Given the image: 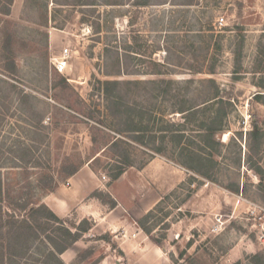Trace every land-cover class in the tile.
<instances>
[{"label": "rangeland", "instance_id": "obj_1", "mask_svg": "<svg viewBox=\"0 0 264 264\" xmlns=\"http://www.w3.org/2000/svg\"><path fill=\"white\" fill-rule=\"evenodd\" d=\"M66 47L69 62L60 72L54 58ZM209 78L226 110L213 148L205 135L218 103L204 106L215 91ZM107 80L122 82L113 90L121 107L107 98ZM262 86L264 0H0L4 210L14 211L8 201L39 205L48 191L67 188L73 167L98 184L90 196L102 192L110 207L113 192L150 187L146 173L155 170L144 168L158 157L163 166L156 171L173 180L137 221L167 262L150 246L126 255L114 234L96 229L83 233L63 262L99 264L111 254L107 264H264V181L255 169L264 171ZM195 104L197 113L179 112ZM130 126L137 135L125 131ZM178 129L181 142L172 133ZM183 151L203 157L195 165L210 170L211 180L179 163ZM121 169L129 175L115 185ZM65 219L73 231L94 223L74 212ZM35 229L15 264H54L51 238L69 240L55 223Z\"/></svg>", "mask_w": 264, "mask_h": 264}, {"label": "crops", "instance_id": "obj_2", "mask_svg": "<svg viewBox=\"0 0 264 264\" xmlns=\"http://www.w3.org/2000/svg\"><path fill=\"white\" fill-rule=\"evenodd\" d=\"M163 159V158H162ZM166 160V159H165ZM168 161V162H167ZM165 166L167 170H171L174 166L170 163L172 161L167 160ZM174 164V163H173ZM162 167L163 162L161 158L153 157L149 164L144 168L147 172L154 168V172L146 173L147 179H150V187L148 186L145 191L139 194L137 186H132L129 193L123 191H115L112 195L117 202L115 207H109L106 203L96 197H91L90 192L97 188L98 184H94V180L89 177L86 172H83V168L77 170L74 174L67 177V188L58 187L55 190H50L43 195L42 203H45L50 209H52L59 216L65 218L72 212L76 213L80 219H90L94 223L88 232L83 235H92V231H110L116 237L119 246L126 255L134 253V249L139 252L147 251L146 248L151 247V253L154 254L157 260L167 262V257L164 253L161 254L153 245H148L146 242V236L142 234V230L138 225V218L142 217L149 211H151L162 199L163 189L166 185L172 183L171 178H163L161 170L156 171L157 167ZM143 169H139V173H143ZM86 173V174H85ZM129 175L128 170L116 180L115 185L123 183L125 178ZM133 175V174H132ZM135 176L137 174L135 173ZM145 177V176H144ZM138 178L143 179V176L138 174ZM131 181V180H130ZM128 185V184H127ZM135 187V190H133ZM167 188V187H166ZM83 238V237H82ZM81 241V238L74 242L72 246L66 249L61 257L65 260V255L68 251L76 246ZM147 244V245H146ZM147 246V247H146ZM133 249V250H132ZM144 255L139 254L138 258ZM75 257L72 253L70 259ZM111 254H107L99 264H107L112 259ZM160 262V261H159Z\"/></svg>", "mask_w": 264, "mask_h": 264}, {"label": "trees", "instance_id": "obj_3", "mask_svg": "<svg viewBox=\"0 0 264 264\" xmlns=\"http://www.w3.org/2000/svg\"><path fill=\"white\" fill-rule=\"evenodd\" d=\"M214 68H212L211 73H214ZM161 73V72H160ZM210 83H213L215 85V91L210 95V98H207L203 103L204 106L208 105L214 101H217L218 107L215 109V114L210 118V122L207 124L206 129V140L209 141V146L212 148L215 147L220 143V141L217 140L216 135L221 131L222 125L220 124L222 122V119L224 115H226V110L224 107L225 99L222 94H220V88L216 84V80L213 78H209L208 80ZM122 82L120 80H107L104 82V91L106 92V96L110 101L114 103L115 106H122L119 102L120 99L116 94H113V90H116L119 86H121ZM264 87V86H262ZM259 95H262L261 93L256 94L254 97H259ZM200 104L191 105L188 108L184 109L181 108L179 112L182 113H190L195 114L200 110L199 107ZM129 121L134 122L135 119L132 115V113L129 114ZM206 125V123H205ZM221 127V128H220ZM128 130L125 131H131L133 135H137L140 130L138 127H127ZM123 131V130H122ZM119 132V131H118ZM173 133V137L176 140H179L180 142L185 139V133L182 130H176ZM260 130L255 126L252 130L251 135L252 136H259ZM138 136H133V140L135 141ZM114 141L113 143H115ZM181 150L185 151V148H180ZM184 151L182 152L184 160L180 161L179 163L189 169L194 171L195 173L200 174L201 176H204L211 180L212 173L210 170L203 172L197 166L195 165V162L198 161L200 164L204 161L203 157H196L194 154H184ZM216 164V158L214 156V152L210 153V165L213 166ZM257 173L260 175L261 183L264 181V171L261 167L256 166L255 167ZM78 170L77 167L69 168L67 170L68 175L74 174ZM125 169H121L119 172H117L113 176V180H117L123 173ZM4 183L3 178L0 175V264H15L17 262V259H20L25 255L24 251L28 248H30L29 244L31 241V237L33 238L32 234H35V224L43 227V224L48 225H55L59 226V229L63 231V237H67V242L61 243L58 240L51 238V248L49 250L50 252V258H52V261L54 264H65L63 260L61 259V254L68 249L75 241L80 239L83 235V233L88 232L91 228V224L88 223L85 227H76V231H73L71 228L66 226L67 220L61 216H59L57 213H55L52 209H50L45 203L35 204L30 199L25 200L24 202L21 201H14L12 204L8 201L14 208V211L4 210ZM236 192L239 191V188L235 190ZM102 192H94L92 196L98 197L102 199L100 196ZM109 195V194H108ZM37 203V202H36ZM110 207H115L117 205V202L115 200L110 201ZM6 205V204H5ZM19 212H21V217L19 216ZM24 214H23V213ZM26 213V215H25ZM86 222V220H82L81 223ZM88 222V221H87ZM140 226L142 228H145L142 223H140ZM105 237V236H104Z\"/></svg>", "mask_w": 264, "mask_h": 264}, {"label": "built area", "instance_id": "obj_4", "mask_svg": "<svg viewBox=\"0 0 264 264\" xmlns=\"http://www.w3.org/2000/svg\"><path fill=\"white\" fill-rule=\"evenodd\" d=\"M224 20V18H220L219 21L220 23H222ZM69 57H70V49L68 47L64 48L62 54L58 57L54 58V64L57 68V70H59L60 72H63L69 62Z\"/></svg>", "mask_w": 264, "mask_h": 264}]
</instances>
